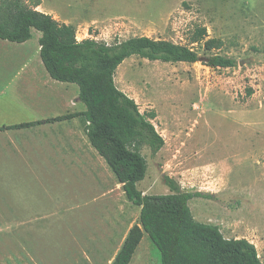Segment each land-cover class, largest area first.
I'll use <instances>...</instances> for the list:
<instances>
[{
    "label": "rangeland",
    "instance_id": "obj_1",
    "mask_svg": "<svg viewBox=\"0 0 264 264\" xmlns=\"http://www.w3.org/2000/svg\"><path fill=\"white\" fill-rule=\"evenodd\" d=\"M68 3L110 4L133 22L78 25L79 39L111 43L148 35L191 45L200 54L203 46L191 42L197 27L223 39L220 49L207 53L234 57L235 67L132 56L119 65L115 81L142 112L155 110L153 123L165 139L155 155L143 148L148 171L138 188L168 194L167 174L187 191L215 189L220 196L189 201L195 218L213 224L221 218L225 235L248 237L264 264V0H44L47 8L66 12ZM41 35L33 29L20 48L0 44V127L75 110L78 84L70 92L56 90L59 83L43 62L51 83L32 80L25 73L31 68L18 75L26 62L37 56L42 61ZM44 134L37 125L0 131V149L11 143L16 151L0 150V264H111L139 222L141 206L127 198L96 150L84 163L56 156L39 140ZM230 216L239 223L236 232ZM159 256L145 234L130 264H161Z\"/></svg>",
    "mask_w": 264,
    "mask_h": 264
},
{
    "label": "trees",
    "instance_id": "obj_2",
    "mask_svg": "<svg viewBox=\"0 0 264 264\" xmlns=\"http://www.w3.org/2000/svg\"><path fill=\"white\" fill-rule=\"evenodd\" d=\"M42 0H0V39L23 43L39 38L40 56L50 76L60 82L76 83L85 110L51 118L16 123L4 128L20 129L81 116L92 146L104 158L127 198L141 206L139 222L129 231L111 264H130L144 235L160 253L161 264H263L258 248L249 239L227 238L220 226L197 220L189 201L212 199L211 193L187 191L173 177L163 179L168 194H145L138 188L148 171L142 153L149 147L157 154L165 145L153 120L155 110L142 112L137 101L115 81L117 69L126 59L139 56L151 61L202 62L210 67H235L234 57L219 53L224 41L208 37L206 27H197L192 44L200 43L206 53L188 44L148 35H136L108 43L94 36L78 38L77 28L38 9ZM249 94L253 93L249 89Z\"/></svg>",
    "mask_w": 264,
    "mask_h": 264
},
{
    "label": "crops",
    "instance_id": "obj_3",
    "mask_svg": "<svg viewBox=\"0 0 264 264\" xmlns=\"http://www.w3.org/2000/svg\"><path fill=\"white\" fill-rule=\"evenodd\" d=\"M105 1V0H103ZM74 4L68 3L65 5V7L68 6V12L65 11L66 8L53 10L50 8H47L44 4V0H42V3L38 6V9L52 14L56 19H58L61 22L67 23V24H73L75 26H100V25H129L133 24V22L129 21L128 17L125 16L122 13H117L114 11H117V9L112 8V5L110 4H100L97 7H94L93 5L86 6L84 4H78L71 6ZM87 16V18H84L83 20H79V17ZM106 15V16H105ZM105 16V17H103ZM79 20V21H77ZM27 42V41H26ZM26 42L18 43V42H11L8 40L0 39V44H5L7 46L13 49L20 48L26 44ZM40 54V44L37 48V55ZM29 62V63H28ZM24 64V67H22L19 71V74H22V71L25 72L27 69L31 68L28 72L31 74L32 80H50L51 83L52 79H47L48 75L44 73L43 69V61H40L38 56L34 60H30ZM27 64V65H26ZM2 70V69H0ZM50 75V74H49ZM52 78V77H51ZM47 79V80H46ZM55 80V79H54ZM59 85H56V90H62L65 92H70V87L72 86V83L69 82H60L57 81ZM1 84V83H0ZM42 85V81L40 82ZM57 84V83H56ZM37 87V86H36ZM38 88V87H37ZM0 91L3 92V89L0 85ZM58 96L62 98V95ZM67 98V97H66ZM80 100L78 96H74L72 98V105L74 106L75 110L73 112H80L85 110L83 106L80 105ZM72 113V112H71ZM45 128L46 134L41 136L39 140H41L43 143H45L50 151H53L54 154L57 156V154H61L62 157H69L74 158L82 161H84L87 158V155L91 153L93 150H96L92 144L90 143V140L86 134L85 131V122L81 116L73 117L68 120L64 121H58L53 123H44L37 125V127ZM61 126V127H59ZM34 126L29 127L28 129H32ZM26 129V128H25ZM4 130V129H2ZM0 130V131H2ZM17 143V141H15ZM19 142V141H18ZM22 145L20 146L18 143V148L21 149ZM2 148V147H0ZM1 152L4 153H14V147L11 143H8L4 146V149H0ZM58 153H57V152ZM97 151V150H96ZM95 151V152H96ZM54 155V156H55ZM215 178V177H214ZM202 191V190H201ZM204 192L211 193L213 196H220V193H217L215 189H206ZM230 222L229 226L232 228V231L236 232L237 230V222H232V216H230ZM208 220H211V218H208ZM214 220V219H212ZM214 223L220 226L221 231L224 233L225 229V222L221 218H216L214 220ZM229 227V229H230ZM225 237H234V236H226ZM234 238H242L240 236H235ZM245 238L248 239V237L245 236ZM251 241V240H250Z\"/></svg>",
    "mask_w": 264,
    "mask_h": 264
}]
</instances>
